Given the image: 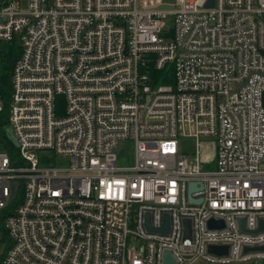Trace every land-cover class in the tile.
<instances>
[{
	"label": "built area",
	"instance_id": "obj_1",
	"mask_svg": "<svg viewBox=\"0 0 264 264\" xmlns=\"http://www.w3.org/2000/svg\"><path fill=\"white\" fill-rule=\"evenodd\" d=\"M208 2L0 0V264L264 259V0Z\"/></svg>",
	"mask_w": 264,
	"mask_h": 264
},
{
	"label": "water",
	"instance_id": "obj_2",
	"mask_svg": "<svg viewBox=\"0 0 264 264\" xmlns=\"http://www.w3.org/2000/svg\"><path fill=\"white\" fill-rule=\"evenodd\" d=\"M214 5V0H209V2L207 3V6H213ZM7 136L8 138L14 143V145L18 146V142L13 134V132L8 129L7 130ZM123 145V142L121 143L120 147ZM120 150V148L118 149V151ZM18 185L19 183L16 182V183H13V195L11 197V200H13V198L15 197L16 195V192H17V188H18ZM197 189V184L195 182L191 183L190 184V190L193 191V190H196ZM147 227L150 231L152 232H162V233H167L168 230H169V224H170V218L168 215L165 216V225L163 227H160V228H154L151 224V221H150V214L148 213L147 214ZM186 223V227H187V230H186V236L187 237H190L191 236V220L187 219L185 221ZM240 223H241V226H242V229L244 231H246V227H245V220L244 219H241L240 220ZM209 227L211 229L213 228H217V227H221V228H224L225 227V223L223 220H215V219H211L209 221ZM253 232H264V219H261L260 221V226L259 228L256 230V231H253ZM252 251H257V252H264V246H258V247H246L245 248V253H249V252H252ZM209 252L211 254H214V255H227L228 252H229V247L227 245H211L209 247ZM166 264H175V260L171 254V252H166Z\"/></svg>",
	"mask_w": 264,
	"mask_h": 264
},
{
	"label": "rangeland",
	"instance_id": "obj_3",
	"mask_svg": "<svg viewBox=\"0 0 264 264\" xmlns=\"http://www.w3.org/2000/svg\"><path fill=\"white\" fill-rule=\"evenodd\" d=\"M28 1V0H24ZM174 27V18L172 14H168L165 19L163 20V28L164 29H172ZM16 55V52H15ZM17 56V55H16ZM3 64H11V60L9 57H3L0 53V66ZM14 65V64H13ZM12 66V65H11ZM130 141L128 142V145L125 149V151L120 155L119 164L123 165L125 164V161L128 158V148H130ZM184 147L186 150L189 151V153L192 152H198L200 151V158L204 162L205 166L209 168H214L216 165V142L214 139H205L200 140V145H198L197 141L194 139H186L184 143ZM264 167V165H263ZM197 264H203V263H197ZM231 264H264V259L260 260L259 263H254L252 261L247 262H236Z\"/></svg>",
	"mask_w": 264,
	"mask_h": 264
},
{
	"label": "trees",
	"instance_id": "obj_4",
	"mask_svg": "<svg viewBox=\"0 0 264 264\" xmlns=\"http://www.w3.org/2000/svg\"><path fill=\"white\" fill-rule=\"evenodd\" d=\"M18 55V48L14 47L13 45L0 43V53L3 57H9L11 60V64H3L0 66V94L8 98L10 92V71L15 63ZM12 65V66H11ZM171 79H168L170 81ZM164 79L163 82H165Z\"/></svg>",
	"mask_w": 264,
	"mask_h": 264
}]
</instances>
